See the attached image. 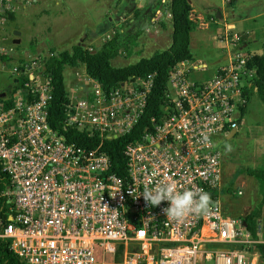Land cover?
Instances as JSON below:
<instances>
[{"label":"built area","instance_id":"obj_1","mask_svg":"<svg viewBox=\"0 0 264 264\" xmlns=\"http://www.w3.org/2000/svg\"><path fill=\"white\" fill-rule=\"evenodd\" d=\"M39 1L0 0V28L8 15ZM222 35L225 53L209 77H198L208 71L200 60L168 70L158 114L122 147L119 175L111 171L104 143L136 126L153 75L105 91L83 71L74 90L65 88L58 123L64 132L86 135V146L77 145L47 122L51 88L44 57H18L15 45L0 44V77L6 79L0 85V241L21 264L261 263L264 233L254 228L251 234L221 202L227 194L220 195L215 139L236 132L251 77L236 35ZM72 69L77 76L79 68ZM170 180L179 190L207 191L212 210L177 221L162 212L167 201L148 205L144 189Z\"/></svg>","mask_w":264,"mask_h":264},{"label":"rangeland","instance_id":"obj_2","mask_svg":"<svg viewBox=\"0 0 264 264\" xmlns=\"http://www.w3.org/2000/svg\"><path fill=\"white\" fill-rule=\"evenodd\" d=\"M80 1V0H79ZM77 0V4L79 3ZM97 2V0H91ZM198 10L202 12V7L214 13L221 7L220 0H190ZM61 3V2H60ZM82 4L89 8L90 16L85 14H77L79 9L73 7L72 14L69 15V21L73 24L72 32L69 36L55 33L56 7L53 3L38 2L34 5L26 6L18 9L13 13V19L7 21L0 28V42L6 36H9L12 31H19V44L13 47L16 56L35 57V50L30 47L32 39L37 37V28L46 27L47 30L36 39L35 48L40 53V56L46 51L47 47L54 46L58 51L68 50L81 36V34L94 33L97 37L90 42L86 38H82V42L88 47L94 48L96 44H102L105 40L111 38L116 33H119L120 26L108 31L104 36L105 27L108 25L105 21L94 25L95 13L99 15L91 3L88 6L87 0ZM210 4V6H207ZM59 5V4H58ZM79 5V4H78ZM107 4H105L104 8ZM159 16L154 18L158 21L168 19L166 7L167 1L160 3ZM167 5V6H166ZM80 6V5H79ZM102 10L98 3L97 8ZM232 12L237 21L238 29L245 24L244 20L247 17L257 13L263 14L256 24L254 20L247 21L246 24H251L256 27L264 20V0H231L229 4L225 2L222 6ZM56 8V9H55ZM65 9V8H64ZM148 8H142L135 14L134 22L122 32L121 38L124 44L117 57L110 61L112 67H123L133 64L139 59L150 57L152 51H160L165 49L169 43L167 30L161 31V36L158 39L152 37L153 29H149ZM86 10V12H87ZM66 11L70 12V8L66 6ZM249 19V18H248ZM256 21V20H255ZM76 25V26H75ZM147 27V28H146ZM146 29H149L145 31ZM44 30V29H43ZM155 36V34H154ZM189 52L192 60H200L208 65V74L212 73L221 63L220 58L225 53L223 44L221 45L213 35L205 40L203 34L194 30L190 34ZM200 41L195 43V41ZM153 49V50H152ZM260 49V43L255 44L253 51ZM47 55V53H46ZM46 55L42 56L45 57ZM39 56V57H40ZM253 70L249 68V74L252 76ZM75 73V72H74ZM77 76L73 77V69L65 68L63 70L64 85L67 90H74L73 84L80 81V75L83 73V67L76 69ZM251 77H247L245 82L250 84ZM0 85L3 88L6 85V79L0 77ZM216 146L221 151V182L223 183L220 195L227 194V197L221 196V202L224 208L231 215L239 218L246 216L251 210L258 207L261 196L258 190L257 182L246 173L247 169H253L264 162V104H262L254 91H250L249 98L246 104V110L243 117L240 119V124L237 127L236 135L233 138L226 140L224 136L215 139ZM229 188V192L225 189ZM255 229H259V233H264V205L258 207L254 217Z\"/></svg>","mask_w":264,"mask_h":264},{"label":"trees","instance_id":"obj_3","mask_svg":"<svg viewBox=\"0 0 264 264\" xmlns=\"http://www.w3.org/2000/svg\"><path fill=\"white\" fill-rule=\"evenodd\" d=\"M158 4L159 0H157ZM167 12L170 17V45L164 50L155 51L149 58L140 59L133 64L117 68L112 67L110 64V61L117 57L119 50L124 47L119 33L105 40L99 45L98 49L76 44L65 51L54 53L51 50L43 58L44 67L49 71L48 79L51 88V99L47 106V122L53 130L59 131L67 141L82 146H86L83 142L86 135L74 131L64 132L58 124L62 115V107L66 103L63 70L65 68L83 67L84 73L99 83L105 91L114 88L118 83L128 78H144L147 75H153L150 93L136 126L129 134L104 143L111 171L117 175L120 174L119 166L123 160L122 147L140 134L143 128L148 125L150 117L158 114V105L168 70L180 61L192 60L189 52V34L194 30L195 24L189 18L190 6L188 1L169 0ZM12 16L13 14L8 15V20H11ZM33 46V43H30L32 50ZM89 48H91V51L88 50ZM21 62L19 60L18 64ZM246 67L253 70L250 87L244 91L247 101L250 91H254L258 100L264 104V44L260 49V53L253 54L248 58ZM21 80H26V76L21 77ZM245 110L246 106L239 108L240 117L237 123L240 122ZM246 173L257 182L261 196L257 205L260 207L264 205V162L256 168L247 169ZM3 181L4 176L0 175V187ZM228 189H225V191L229 192ZM258 207L243 217L246 230L253 235L255 228L254 217ZM259 249L260 264H264V246H259ZM0 264H21L9 251L8 244L4 241H0Z\"/></svg>","mask_w":264,"mask_h":264},{"label":"crops","instance_id":"obj_4","mask_svg":"<svg viewBox=\"0 0 264 264\" xmlns=\"http://www.w3.org/2000/svg\"><path fill=\"white\" fill-rule=\"evenodd\" d=\"M84 1L86 0L79 1L78 4L80 6L76 3L77 0H59V1L55 0V2L52 0H40L39 2H49L55 5V7L57 8V9L55 8L56 17H57L55 21L56 23L55 33L69 36L72 33L70 31L73 28V24H71V22L69 21L70 19L69 15L72 14L73 7L80 10V12L77 14L87 13V15L90 16L89 8L87 10L86 5L82 4ZM165 1H167V5H168L169 0H159L158 5H157V0H97V2L87 0L88 6L91 3V6H94L93 8L96 9L97 12H99L98 16H96V13H95L96 22L94 23V25H96L97 23L100 24L102 21H105L106 23H108V25L105 27V31L103 34L104 36L108 34L109 30H112L113 28L117 26L121 27V29H119V34L124 32V29L128 28L134 22V18L136 17L135 14L138 13L140 9L145 7V8H148L147 10H148V18H149L148 19L149 29L150 28L153 29L152 37L158 39V37L161 36L160 34L161 31L167 30L166 32L168 34V39H170V33H171L170 17H168V19L165 20L167 22V25L166 23L163 22L164 20H161V21L156 20L155 24L151 25V20L155 19L154 16H156V12H159V8L161 7L160 3H164ZM187 1L190 6L189 18L195 24L194 30H197L199 34L202 33L203 37H205V40H207L210 37V35H213L215 40H217L221 45L223 44L225 48V42L223 41L224 37L222 34L223 33L228 34L227 38H230L232 34H235L239 49L241 50V52L245 53L248 58L253 54L260 53V49L262 45L264 44V20L262 21V23L258 24L256 27L252 26L251 24L247 25L246 22L249 20L253 21V19H255L256 21L254 20V23L256 24V22L257 23L259 22L258 19L261 18L263 14L257 13L253 16L243 19L245 24L242 26V28L238 29L237 24L239 23L237 21H234L235 17L233 16L232 12L229 11L227 8L222 7L225 4V2L229 4L231 0H220L221 7L215 13H214V10L209 11L210 9L207 10L205 7H202V12H201L196 7H194V5L191 3L190 0H187ZM238 1H241V0H238ZM249 1L250 0H246L247 3H249ZM98 3L102 7L101 11L99 10L100 7L97 8ZM105 4L107 5L104 8ZM66 6L70 8L71 10L70 12L66 11ZM207 6H210V4H208ZM167 7H166V10H167ZM216 13H218V15H216ZM12 19H13V16H12ZM11 20H8V21L10 22ZM146 28H145V31L146 30L149 31V29H146ZM226 28L228 30H226ZM46 30H47L46 27H41V26L38 27L37 37L32 39V41L30 42V43H33L34 45L33 50H35L34 52L36 53V55L40 54L35 48L37 44L36 39L40 37L41 34H43L44 31ZM12 32L9 36H6L4 39H2L0 44H3L4 40H10V39L16 38L15 36L12 35ZM190 34H189V39H190ZM19 35H20V32H19ZM81 37L88 39V41L90 42L93 38H96L97 36L94 33L81 34V36L78 37V39H76L73 45L81 44L84 47H88L87 45L89 44H84L82 42ZM34 41L36 44H34ZM257 41L258 43H260V49L258 51H253V47L255 46ZM198 42L200 41L199 40L195 41V43H198ZM99 45H100L99 43L96 44L94 48L98 49ZM168 46L166 48H168ZM51 50H53L54 53L60 52L54 46H49L47 47L46 51L41 56L46 55V53L48 54ZM61 51H65V50H61ZM153 53L154 51H152L151 55ZM211 74L212 73L208 74V71H207L203 74H198V77H209ZM235 135H236V132H235Z\"/></svg>","mask_w":264,"mask_h":264},{"label":"clouds","instance_id":"obj_5","mask_svg":"<svg viewBox=\"0 0 264 264\" xmlns=\"http://www.w3.org/2000/svg\"><path fill=\"white\" fill-rule=\"evenodd\" d=\"M143 199L150 206H158L162 201L168 202V207L162 212L173 220H183L189 214L207 215L212 210L210 194L202 188L179 190L176 182L170 180L153 188H145Z\"/></svg>","mask_w":264,"mask_h":264},{"label":"water","instance_id":"obj_6","mask_svg":"<svg viewBox=\"0 0 264 264\" xmlns=\"http://www.w3.org/2000/svg\"><path fill=\"white\" fill-rule=\"evenodd\" d=\"M216 15H218V13H216ZM12 35L15 36L16 38H13V39H10V40H4V43L3 44H6V45H18L19 44V32L17 31H13L12 32ZM3 95V94H1ZM235 134V130H231L228 135L226 136V140L230 139L233 135ZM242 225L245 226V222L243 221L242 222Z\"/></svg>","mask_w":264,"mask_h":264},{"label":"flooded vegetation","instance_id":"obj_7","mask_svg":"<svg viewBox=\"0 0 264 264\" xmlns=\"http://www.w3.org/2000/svg\"><path fill=\"white\" fill-rule=\"evenodd\" d=\"M234 136H235V134L231 138H233Z\"/></svg>","mask_w":264,"mask_h":264}]
</instances>
